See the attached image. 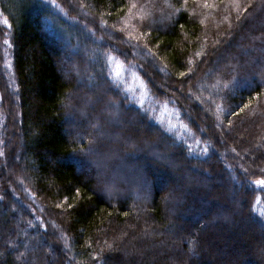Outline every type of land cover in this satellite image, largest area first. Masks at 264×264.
Here are the masks:
<instances>
[{
    "label": "trees",
    "instance_id": "obj_1",
    "mask_svg": "<svg viewBox=\"0 0 264 264\" xmlns=\"http://www.w3.org/2000/svg\"><path fill=\"white\" fill-rule=\"evenodd\" d=\"M0 112V175L2 158L18 171L0 179V264H48L24 259L28 240L56 264H264V0H0ZM109 154L105 190L90 165Z\"/></svg>",
    "mask_w": 264,
    "mask_h": 264
},
{
    "label": "rangeland",
    "instance_id": "obj_2",
    "mask_svg": "<svg viewBox=\"0 0 264 264\" xmlns=\"http://www.w3.org/2000/svg\"><path fill=\"white\" fill-rule=\"evenodd\" d=\"M53 8L55 9V11H57L58 13L60 12L61 13V11L56 7V6H53ZM81 14H84L85 16H87V17H90L83 9L81 10ZM59 13V14H60ZM94 19V18H93ZM82 26H83V29H85V31H86V29L88 30V32H90L91 33V35H92V37L94 38V40H97L99 43H101V41H102V38L100 37V36H98L96 33H95V31L92 29V28H87L86 26H85V24L84 23H82ZM109 32H106V35L108 34ZM75 50H77V51H79V52H82L84 49H82V48H77V49H75ZM106 51V50H105ZM154 51H155V55H152L150 52L148 53L149 54V58L153 61V65L157 68V69H161V72H162V68H161V66L164 64L162 61V59L161 58H159V56H158V51H157V49H154ZM101 53H103V51L101 52V51H99L98 49H92L91 50V53L90 54H92V55H94V56H97V55H100ZM136 56L138 57V54H136ZM142 59H144V57H141ZM109 63L111 64V62L109 61ZM109 64V65H110ZM110 66H112V65H110ZM113 68V67H112ZM111 68V70H110V73L111 74H114V72H113V69ZM5 69V71H6V73H7V76L5 75V73H4V71H3V69H1V73L6 77V80L11 84V85H13V77H11L10 76V73H9V71H8V69L5 67L4 68ZM78 79H82V77L81 78H79L78 77ZM165 80V82H168V81H170V77H168V76H166L165 78H164ZM87 79H85L84 81H86ZM172 80V79H171ZM122 86H124V84H122ZM133 87H136V85L134 84V85H132ZM179 86H180V84H179ZM2 88V90H3V87H1ZM138 93H139V96H137L138 97V100H137V102L138 103H142V102H146L148 99H149V94L147 93V91L145 90V89H143V88H141L140 87V84H138ZM14 92H15V90H14ZM16 96V95H15ZM205 112L207 111L206 109L204 110ZM0 113H2V112H0ZM126 114V113H125ZM125 114H122V115H118V116H116V118H115V120L118 122V123H120L121 122V120H123V118L125 117ZM171 110L167 107V106H165V105H160V110L158 111V118H157V121H158V123H163V119H169L170 117H171ZM127 115V114H126ZM124 121V120H123ZM75 123V122H74ZM125 125H135V126H137L138 124H137V122H136V116L133 118V119H131V120H129V122H126L125 123ZM163 125H165V128H167L169 131L170 130H172L174 127H177L178 126V124H175V123H173V121H171V120H168L166 123H163ZM74 126L73 125H71V128H73ZM89 128H91V126L89 127ZM96 128V127H95ZM141 129H143V131L142 132H146V133H152V134H154V132H152L153 130H154V128H150L149 126H144V125H142L141 126ZM88 130V129H87ZM87 130H86V132H87ZM0 131H2V122H1V120H0ZM178 132H176V134H177V136L179 135V136H181V132L182 131H179V130H177ZM77 132H79V129H77ZM180 132V133H179ZM179 133V134H178ZM223 134V133H222ZM82 134H79V136H81ZM243 135H244V133H242L240 136L239 135H237V134H234V144L235 145H239L238 144V141L240 140V138L241 137H243ZM142 136L143 135H140V138H142ZM83 137V136H82ZM255 136H253L252 138H251V142H250V144L249 143H247L246 145H244V147H242V151L244 152V153H250L251 154V158L252 159H254L253 158V155H252V150H254V147H253V145L255 144V138H254ZM102 139H106V140H108V142H110V143H114L115 145H121V142H120V140L119 139H117V138H114V139H112V137H111V139L108 137V136H106V135H103L102 137H101ZM179 141V139H177V142ZM140 145L141 146H143V147H141L143 150H144V148H147L148 149V146L147 145H143L142 143H140ZM124 146H126V147H128V148H130V146H128V145H123V147ZM141 148H138V149H141ZM141 149V150H142ZM106 157H108L107 158V165H105V166H103V167H100L101 165H99L98 163H95V162H93L90 166L94 169V171L96 170V177L98 178V182L101 180L102 181V184H103V189H105V190H107L108 188H111L110 187V185H106L105 183H104V180H106L108 177V175L106 176L104 173H103V171H107L109 168H110V164H112L113 162H119L120 160L118 159V156H116V155H113V154H109V155H107ZM257 162V161H256ZM104 164H105V162H103ZM102 164V163H101ZM89 166V167H90ZM1 167L3 168V173H1V175H0V179H1V181L3 182V183H9L10 184V181L12 180V175H17L18 174V171H16V173H14L13 172V168H12V166L10 165V163L5 159V158H2V162H1ZM87 167V166H86ZM99 168H101L100 170H99ZM86 169H88V168H86ZM227 171L228 172H230V170L229 169H227ZM98 173H99V175H98ZM231 174V173H230ZM208 176V175H207ZM232 177H231V179H232V181L233 182H235V184H236V186L239 188L240 187V185H239V182H238V180L235 178V176H234V174H232L231 175ZM111 178H113V176H111ZM23 181L22 180H20L19 179V184H21ZM123 185V184H122ZM18 185H15V187L14 186H12L11 185V193H12V195H14V191L15 190H18V188L19 187H17ZM124 187H125V185H123ZM109 190V189H108ZM126 192H128V191H126ZM238 192V190H235V189H232V194L233 195H235L234 193H237ZM226 193V192H225ZM229 193V192H228ZM228 202H230L229 200H228ZM170 205V202H169V200L167 199L166 200V202H165V208H166V211L168 212V206ZM11 207H10V210L11 211H16L17 213H18V217H17V222H18V227L17 228H19V230H18V232H19V234H20V236H25L26 234H27V231L29 230V228L28 229H25V228H20L21 227V223H22V221L24 220V214H23V211H20V203L18 202V200H17V197L16 196H14V203H13V205H10ZM19 210V211H18ZM191 220H193V219H191ZM133 222H134V220L132 221V220H129L128 221V223L127 224H125V225H123V227H119V229H118V231H117V233H114L113 235H110V236H112V237H110V241H114V243H115V248H116V244L117 243H119L120 242V239L122 238V236H124L125 235V233H126V231H127V227L128 228H133L134 227V224H133ZM114 226V224H111V226ZM60 233V232H59ZM201 233V232H200ZM199 236H200V234H199ZM58 239H59V241L61 242V243H63V246L65 247V249L68 251V252H70V248L68 247V245L66 244V242L64 241L65 239H64V234L63 233H61V234H59L58 235ZM252 241H254V240H252ZM18 242L20 243V244H22V242H20L19 241V239H18ZM41 241H39V243L37 242V244L36 245H33L34 246V248H33V250H30L29 251V246H32V243H33V240L32 241H30V240H28V244L27 245H25L26 247V249H24L25 250V252H26V254L24 255V259L26 258V261L28 262L30 259H32V262H37V259H36V257H40L41 259V261L43 262L44 260V262L45 263H48V264H56V262L58 261V259H60L59 258V256H58V254H56L55 252H54V250L52 249V246L49 244V243H47V244H44V242H42V243H40ZM255 244H259V242L257 243V242H255ZM164 249H165V251L166 252H164L165 254L167 253V250H169V247H167V246H164ZM45 251V252H44ZM41 253H43V254H45V255H43V256H41L40 254ZM203 253H205V252H203ZM159 254V253H158ZM161 254V253H160ZM124 255V254H123ZM34 259H33V258ZM211 258H213L212 256H211ZM72 260V263H74V260L73 259H71ZM214 260V259H213ZM213 260H211V262H213L214 264H215V262L213 261ZM206 261V260H205ZM205 261H204V259H203V262H202V264H205ZM210 261V260H209ZM230 261L231 262H233V260H232V258H230ZM35 262V263H36ZM197 262H200V260H197ZM255 262V261H254ZM24 264H26V263H24Z\"/></svg>",
    "mask_w": 264,
    "mask_h": 264
},
{
    "label": "snow or ice",
    "instance_id": "obj_3",
    "mask_svg": "<svg viewBox=\"0 0 264 264\" xmlns=\"http://www.w3.org/2000/svg\"><path fill=\"white\" fill-rule=\"evenodd\" d=\"M132 7H136V5L133 4ZM4 23L7 24V21H4ZM107 59L108 60H113V57L109 56V57H107ZM116 66H117L118 69L122 67L119 63H117ZM119 75H120V72L117 71L116 72V76H119ZM181 75H184V73H182ZM245 107H247V105H245ZM218 110H219V107H218ZM94 143H95L94 141H91V140L88 141V145H89L88 154H90V155H96L97 154V149L92 146V145H94ZM97 163L99 164L100 162L98 161ZM255 184L258 185V186H264V179H260V180L255 181ZM256 203L259 204L260 200L257 199ZM261 214L264 215V213H261Z\"/></svg>",
    "mask_w": 264,
    "mask_h": 264
}]
</instances>
